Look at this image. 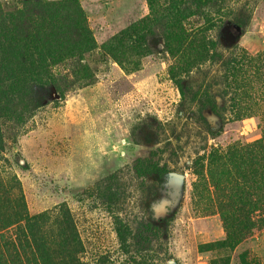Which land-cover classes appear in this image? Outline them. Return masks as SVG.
I'll use <instances>...</instances> for the list:
<instances>
[{
    "label": "rangeland",
    "instance_id": "rangeland-1",
    "mask_svg": "<svg viewBox=\"0 0 264 264\" xmlns=\"http://www.w3.org/2000/svg\"><path fill=\"white\" fill-rule=\"evenodd\" d=\"M199 1L195 41L176 52L168 0H153L147 49L121 63L102 47L149 1L79 0L91 84L14 82L0 39L7 264H264V0ZM24 218H38L25 251Z\"/></svg>",
    "mask_w": 264,
    "mask_h": 264
},
{
    "label": "trees",
    "instance_id": "trees-1",
    "mask_svg": "<svg viewBox=\"0 0 264 264\" xmlns=\"http://www.w3.org/2000/svg\"><path fill=\"white\" fill-rule=\"evenodd\" d=\"M148 1L150 15L120 32L102 47L121 63L126 62V53L133 52L137 45L147 49L146 41L158 20L153 0ZM199 3V0L167 2L168 7L161 22H164L165 40L176 48V52L195 41L199 29H194L190 19L199 11ZM192 6L196 8L195 11L191 9ZM0 28L3 29L1 48L8 59V66L13 70L14 82L33 79L45 86L48 85L45 80L52 83L59 78L68 81L73 77L92 83L94 74L84 56L95 50L97 44L79 0H22L21 8L8 13H4L0 7ZM119 50L125 53H117ZM60 67H64L63 70ZM37 219L24 218L31 234L27 235L23 247L30 246L28 241L36 242L31 228ZM3 238L1 235L0 242ZM9 246L11 244H5L4 248L9 249ZM13 247L15 255H18L17 248ZM10 260V253H3L0 247V264H7Z\"/></svg>",
    "mask_w": 264,
    "mask_h": 264
},
{
    "label": "water",
    "instance_id": "water-1",
    "mask_svg": "<svg viewBox=\"0 0 264 264\" xmlns=\"http://www.w3.org/2000/svg\"><path fill=\"white\" fill-rule=\"evenodd\" d=\"M179 176V175H178ZM179 177H181V176H179Z\"/></svg>",
    "mask_w": 264,
    "mask_h": 264
}]
</instances>
